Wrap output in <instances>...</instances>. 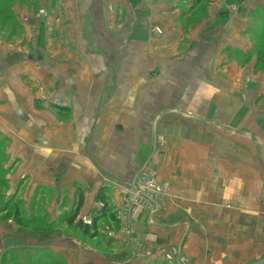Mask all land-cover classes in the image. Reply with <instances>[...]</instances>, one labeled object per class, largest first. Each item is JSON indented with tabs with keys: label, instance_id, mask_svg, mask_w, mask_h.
<instances>
[{
	"label": "crops",
	"instance_id": "obj_1",
	"mask_svg": "<svg viewBox=\"0 0 264 264\" xmlns=\"http://www.w3.org/2000/svg\"><path fill=\"white\" fill-rule=\"evenodd\" d=\"M27 1L51 3L66 14L74 8L73 14L82 15V27L78 31V23H69L65 35L74 48L62 57L56 50L37 54L46 49L40 20L24 13L25 0H0V7L17 6L21 25L31 17L25 38L36 40L38 47H9L13 33L0 28V135L16 136L12 151L21 158L31 152L25 170L20 165V173L12 174L11 186L21 191L28 185L24 196L32 199L47 192L49 223L55 222L56 206L65 198L72 207L79 198L81 216L95 223L90 229L126 230L116 239L109 237L122 261L160 264L163 251L190 238L189 225L200 214L194 200L213 197L216 185L210 178L216 172L225 178L231 162L224 160L247 158L243 145L252 116L242 105L240 88H248L247 97L255 96L257 104L261 99L260 106L264 103L263 39L250 41L241 30L245 20L235 21L228 10L232 4L225 0H209L207 15L197 25L193 14L180 15L178 0L153 6L147 0ZM117 2L128 7L126 30L97 27L103 9ZM5 13L0 16L4 23L10 17ZM155 26L161 35L151 33ZM26 70L39 89L31 92L21 81ZM248 73L253 74L250 81ZM43 90L45 98L39 96ZM151 157L170 193L154 212L148 207L136 211L124 201L122 189L135 182ZM72 209L66 212L69 218ZM2 227L14 230L7 221L0 222Z\"/></svg>",
	"mask_w": 264,
	"mask_h": 264
},
{
	"label": "rangeland",
	"instance_id": "obj_2",
	"mask_svg": "<svg viewBox=\"0 0 264 264\" xmlns=\"http://www.w3.org/2000/svg\"><path fill=\"white\" fill-rule=\"evenodd\" d=\"M147 1H151V6L161 2L169 3L168 0ZM178 1L181 4L178 7L180 15L193 14L195 16L194 25H197L199 20L207 15L208 5L210 7L212 4L209 0ZM187 1L188 5H186ZM225 1L232 4L228 10L231 11V16L235 18V21H238L240 17L245 20L241 30L251 38L250 41L255 42L257 39L264 38V0ZM119 4L117 2L115 5L112 4L114 7L109 6L103 9L104 16L101 15L96 19L103 21H98L97 27L106 29L105 31H110L113 27H115L114 30L122 31L124 28L126 30L128 7L125 4ZM13 5L8 6L4 3L0 7V16L5 12V15L10 16L7 17L8 21L5 23L0 21V28L5 29L7 26L8 31L13 33L8 38L9 47L13 48L17 44L18 49L20 46L23 49H28L30 46L34 50L38 48L35 47L37 46L36 40L30 42L25 38V27H27L26 24L29 25V19L32 17L40 20L41 30H46L45 38L40 39L46 49L41 51L43 50L41 48L35 51L37 54L39 51L44 54L56 50V53L61 56L63 51L68 53L74 48L73 41L65 35L69 33L67 27L69 28L71 22L78 23L77 30H81L82 15L79 17L73 14L74 8L71 9L72 13L66 14L60 8L54 9L51 3L49 5L39 3L36 6V3L35 5L34 2L28 4L25 0L24 13H29L31 17L22 19L21 25L17 22L18 17L15 18L17 6ZM243 7L248 10V13L244 15L240 12ZM3 8L4 13L1 12ZM103 18L107 20L106 23ZM112 21L113 25L110 23ZM157 27H153L151 31L155 36L161 35ZM103 40L108 43L115 42V39L109 37ZM82 41L84 44L85 40ZM83 44L75 47L77 51L79 47H83ZM260 47L264 55V42ZM56 53L54 52L53 55L56 56ZM28 73L29 70L24 71L20 78L32 92L34 88H39L34 86L33 78L25 75ZM252 76V73H248L249 81ZM240 89L242 105L248 106L249 116H252L248 120V139L245 142L246 145H243L246 148L247 158L242 161L224 160V162H231L224 168L225 178L223 179L218 172L215 177L210 178V181L215 182L216 185L214 188L213 184L214 192L207 185L210 188L209 192H213L210 193L213 197L209 200L206 198L194 200L198 201L200 214L194 215V225H189L193 230L190 238L178 246L171 245L169 249L163 251L159 260L160 264H257L264 262V119H260V111L262 106L264 109V103L260 106L261 99L257 104L255 96L248 98L246 95L248 88ZM40 94L41 98L46 97L44 90ZM41 103L43 102L37 103V106L43 105ZM44 106L50 108L46 102ZM40 135L37 136L40 137ZM15 139L16 136L11 134L0 135V222L7 221V224L14 228V230L7 231L4 227L0 229V264H130L128 259L122 261V255L114 253L115 245L109 242V237L116 239L115 234L126 232V230L113 232L107 228L100 231L95 228L90 229L93 224L95 226V223L92 218L81 216L79 198L75 207L67 204L69 200L65 198L64 204L56 206L55 222L49 223L45 212L51 206L52 200L49 199L47 192L42 194L45 195L42 199H39L38 194L40 193L38 192L32 199L28 194L27 197L24 196L28 185L20 191L21 188L16 184V191H14L11 185L15 178L12 174L21 171L20 165L23 166L22 170H25L24 162H30L31 159L29 150L27 154H24V158L20 157V153L14 154L12 148H16ZM40 145L42 148L45 147L43 142ZM235 147L236 144L233 143L231 151L233 157L236 154ZM146 162L149 164L142 166L134 183L150 181L155 185L153 186L155 190L161 189L148 206L149 211L154 212L157 203H164L165 196L170 193V186L159 181L157 171L150 164V162H155V159L151 157ZM27 179H29L28 174L24 182ZM42 190H40L41 193ZM71 208H73L70 212L72 215L69 218L70 214L66 212H69ZM43 216H45L44 219ZM84 226L89 228L88 234L85 233ZM3 229L5 231H2ZM13 244L16 246L13 247Z\"/></svg>",
	"mask_w": 264,
	"mask_h": 264
},
{
	"label": "built area",
	"instance_id": "obj_3",
	"mask_svg": "<svg viewBox=\"0 0 264 264\" xmlns=\"http://www.w3.org/2000/svg\"><path fill=\"white\" fill-rule=\"evenodd\" d=\"M153 186L155 185L150 181L146 183L139 181L124 187L122 189L124 201L131 207H136V211L148 207L154 196L161 191V189L155 190Z\"/></svg>",
	"mask_w": 264,
	"mask_h": 264
},
{
	"label": "trees",
	"instance_id": "obj_4",
	"mask_svg": "<svg viewBox=\"0 0 264 264\" xmlns=\"http://www.w3.org/2000/svg\"><path fill=\"white\" fill-rule=\"evenodd\" d=\"M264 40V38H262ZM99 199H101V196H99ZM82 203V201H80ZM81 203H79V206L81 205ZM78 213V212H77ZM85 233L88 234L89 233V228L85 227Z\"/></svg>",
	"mask_w": 264,
	"mask_h": 264
},
{
	"label": "water",
	"instance_id": "obj_5",
	"mask_svg": "<svg viewBox=\"0 0 264 264\" xmlns=\"http://www.w3.org/2000/svg\"><path fill=\"white\" fill-rule=\"evenodd\" d=\"M257 264H264V262L263 263H257Z\"/></svg>",
	"mask_w": 264,
	"mask_h": 264
}]
</instances>
